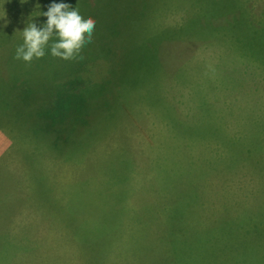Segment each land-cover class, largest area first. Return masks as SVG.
I'll list each match as a JSON object with an SVG mask.
<instances>
[{
  "label": "rangeland",
  "instance_id": "obj_1",
  "mask_svg": "<svg viewBox=\"0 0 264 264\" xmlns=\"http://www.w3.org/2000/svg\"><path fill=\"white\" fill-rule=\"evenodd\" d=\"M83 1L0 0V77L12 63L26 66L28 76L32 72L34 60L15 59L16 49L28 24H46L42 13L52 3L78 8L96 26L81 58V52L73 60L53 57L49 45L39 59L42 79L53 81L47 66L55 70L56 61L66 72L78 59L94 63L100 37L124 56L110 89L96 92L98 84L82 81L60 86L67 94L92 97L71 122L61 119L49 127L34 112L29 115L26 144L35 147L24 151L22 161L11 151L9 168L0 167V264H264L260 256L253 258L254 243H264V175L248 170L258 160L254 148L264 146V67L220 45L218 34L193 33L208 31L211 24L205 25L203 14L190 18L196 0ZM245 1L264 24V0ZM226 13L218 12L223 20L218 26ZM236 16L242 19L241 12ZM236 16L227 20L230 25ZM203 102L211 105V115L198 114ZM210 116L231 140V150L235 140L244 142L237 145L244 147L239 161L247 167L236 171L228 186L229 192L247 186L236 194L238 205L234 197L217 196V188V198L207 205L196 206L201 195L179 204L180 192L194 188L196 174L213 167L211 161L234 156L220 140L207 144L193 134ZM59 129L63 138L52 146ZM255 132L262 145H253ZM2 146L0 154L11 143ZM240 210L258 225L239 231ZM204 214L210 218L206 227H193L196 218L207 221Z\"/></svg>",
  "mask_w": 264,
  "mask_h": 264
},
{
  "label": "trees",
  "instance_id": "obj_2",
  "mask_svg": "<svg viewBox=\"0 0 264 264\" xmlns=\"http://www.w3.org/2000/svg\"><path fill=\"white\" fill-rule=\"evenodd\" d=\"M83 3L88 4L87 0H84ZM203 6L205 9L202 13ZM246 7L250 6L247 5L245 0H196L194 5L191 7L192 11L190 18L194 15L203 14L205 25L207 23L211 24H209L210 28L208 31H206L205 28L204 31L193 30V33H198V35L203 37L204 35L208 37L220 35L222 38L217 40L220 45L235 48L237 52L241 51L243 57H245L248 61H255L254 59H257L259 65L264 67V33H260V28H263L264 24L261 23L262 21L259 18H253L251 11H249ZM221 9H226L228 13H226L227 18L225 23L218 26L216 21H223L220 17L218 18V16H220L218 12ZM237 11L242 13V19H238L236 16ZM232 16H236L237 20L235 24L230 25L227 20L232 18ZM189 19L184 20V22L179 25L178 29H181L182 26L184 27L185 23L189 21ZM235 28L237 29V32L233 31ZM245 32L247 34H245ZM52 40H50L49 45L53 42ZM230 41H236V43H232L233 47L229 45ZM95 43L96 56H93L95 57L94 63L78 59L79 65L69 72H66L65 70L61 71L57 61L55 63V70H53L52 67L47 66V70H52V76L49 79L53 81L47 82L45 79H42L40 74L41 61L39 59L34 60L31 64L30 70H32V72L29 76L26 73V66L18 63H12L9 72L7 74L4 72L0 77V134H3L7 138L4 142L3 140H0V144L7 145L8 143H11L10 148L6 150V152L3 149L0 154V167L2 169L9 168V164L6 165V161L9 158L11 159V151L15 150L17 157L18 155L21 157V161L24 159V156H26L24 151H27L30 147V145L27 146L26 143L29 138V132H31V125L27 124V121L32 112H34L36 116L45 120L49 127H53L54 125H57L58 120L64 119L63 121L66 123L67 119L69 121L71 118H74V114H76L75 112L80 107L87 105L89 98L92 99V97H90L91 95L81 92H72L67 94V92L60 89L61 85L63 88H67L71 85L74 86L79 83L83 84L82 82H93L98 84L95 86L99 87L95 90L97 92L101 88L103 91L107 88L110 89L111 85L115 84L116 79L119 78L120 75V65L123 62L124 56H121L122 53L120 56L116 55L114 50H112V47L109 46L108 42H105V40L101 37L95 40ZM82 56H84V54L81 52L80 58ZM90 65L92 67H89ZM204 73L205 82H209L207 78L210 75V72L205 70ZM51 88H54L53 92L45 90ZM196 110L198 111V114L203 113V115H209L212 108L211 105H205L203 102V105L196 108ZM87 112H85L86 115ZM199 125L202 128L197 127V129L192 131L194 135L199 136V140H204L207 144H210L212 141H214L215 144L218 140H220L223 147L228 146L227 149L231 150V140L228 138L227 141V138L221 132V128L218 129V123L214 121L212 116L202 120ZM27 126L29 128L28 133ZM33 126L34 129L37 128L36 125ZM59 132L60 134L58 135H55L57 131L53 132V140L51 142L52 146H57L56 143L58 140L63 138L61 134L62 129H59ZM258 134H260V132H255L257 138L254 139L253 145L259 146L263 143L261 135ZM237 144H244V142L235 140L232 143V146L235 148L231 150L234 152V156L230 153V157L227 160L220 161V164L216 161H211L210 163L213 164V167H208V169L203 171V174L201 175H199L200 173L196 174L197 179L192 181L194 188L191 187V189H188L189 191L187 194L183 193V191L180 192L183 194V200L179 201V204H191L192 200L196 198L197 195L202 196L199 197L200 200L196 204L198 207L200 205H207L210 200L215 199L214 197L217 198V196H227L228 198L234 197L237 205L239 204L236 194L239 190H245L247 186L241 183L236 191L229 192L228 190V186H230L229 181L233 178L231 176H235L236 171L238 175L243 168L247 167L246 165L240 164L239 160H242L245 150L242 145ZM2 145H0V147L4 148ZM32 146L33 147H30L29 150H32L35 147L34 144H32ZM260 147L261 148H254L258 153L253 154L258 155V160L253 161L255 162L253 163L254 166L252 165L253 169L248 168L250 172L254 170L255 175H259V173L264 175V167L262 166L264 164V146ZM235 160L239 164H236ZM198 181L200 182L198 183ZM261 186L260 190L264 188V185ZM215 188L219 191L217 192V196H214ZM241 205L242 203L240 206ZM224 207L231 209V206ZM199 212L200 211H198V214ZM203 216L207 218L205 223L198 222V219L196 218L192 226L199 227V225H203L206 227L210 218L205 214ZM238 216L237 224L239 226L237 229L239 231L243 228H247V226L251 223L258 225L256 220L250 222L249 217L242 210H240V215ZM231 217L232 219L235 217H233V211L231 212ZM210 225H212V223H210ZM256 244V249L253 250V258L255 259L260 256L264 260V243L256 241L254 245ZM5 245L6 244H3L4 247H6Z\"/></svg>",
  "mask_w": 264,
  "mask_h": 264
},
{
  "label": "clouds",
  "instance_id": "obj_3",
  "mask_svg": "<svg viewBox=\"0 0 264 264\" xmlns=\"http://www.w3.org/2000/svg\"><path fill=\"white\" fill-rule=\"evenodd\" d=\"M42 15L47 17L42 28L33 22L22 31L23 44L17 47L15 59L31 64L33 60L43 58L50 40L56 36L57 40L50 45L51 55L73 60L92 41L96 21L92 17H83L78 8L72 9L66 3H52Z\"/></svg>",
  "mask_w": 264,
  "mask_h": 264
},
{
  "label": "crops",
  "instance_id": "obj_4",
  "mask_svg": "<svg viewBox=\"0 0 264 264\" xmlns=\"http://www.w3.org/2000/svg\"><path fill=\"white\" fill-rule=\"evenodd\" d=\"M9 202H10V199H9ZM7 233V232H6Z\"/></svg>",
  "mask_w": 264,
  "mask_h": 264
}]
</instances>
